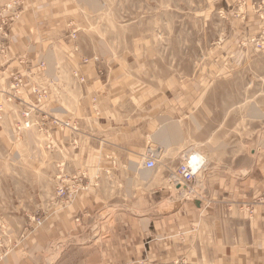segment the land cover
<instances>
[{
	"label": "rangeland",
	"instance_id": "rangeland-1",
	"mask_svg": "<svg viewBox=\"0 0 264 264\" xmlns=\"http://www.w3.org/2000/svg\"><path fill=\"white\" fill-rule=\"evenodd\" d=\"M47 1L50 7L32 13L31 27L38 42L45 38L55 53L53 100L79 119L83 148L72 151L70 163L79 153L82 164L139 166L151 150L157 162L147 176H165L182 213L197 201L205 209L238 213L243 221L264 213V0ZM17 2L20 20L13 28L25 11L26 0ZM44 18L48 24L39 26ZM1 39L0 74L15 61L5 33ZM22 60L20 69L3 74L9 91L0 90V100L12 94L11 74L19 73L23 94L29 76L38 72L25 67L32 59ZM162 117L177 123L179 142H158ZM111 130L113 139L107 138ZM28 131L34 134L16 143L1 137L0 264L13 253L20 264L32 257L40 264H82L92 251L80 250L74 235L40 244V250L33 238L43 232L45 212L57 199V178L77 173L92 180L107 169L58 166V153L37 148L46 135ZM13 145L16 153L5 151ZM191 153L205 162L185 184L177 167Z\"/></svg>",
	"mask_w": 264,
	"mask_h": 264
},
{
	"label": "crops",
	"instance_id": "crops-1",
	"mask_svg": "<svg viewBox=\"0 0 264 264\" xmlns=\"http://www.w3.org/2000/svg\"><path fill=\"white\" fill-rule=\"evenodd\" d=\"M51 4L47 0H26L21 22L13 28L19 19L7 30L8 39L5 44H8L9 54H14L10 57L11 62L14 59L15 61L5 66V71L0 74V90L4 95L8 93L9 86L4 75L12 68L20 69V62H24L22 59L25 56L33 60L32 66H25L31 67V71L39 61H44V76H29L30 86L42 85L48 91L43 99L45 105L40 104L38 113L71 120L75 123L76 130L72 133L68 130H52L49 137L37 148L45 153H58L61 156L58 166L63 167L67 163L71 170L79 171L95 165L94 172L107 169V174L100 171L95 173L98 176L92 180L77 173H64L57 178L56 196L59 188L70 189L73 186V197L65 202L57 196L55 203L50 202L45 212L43 232L34 235L33 246L40 250V244L47 247L53 241L74 235L72 237L78 241L81 239V243H77L80 250L92 251L82 264H264V213H259L253 221H243L238 213L205 209L199 201L197 207H189L182 213L181 207L174 206L165 176L161 173H157L156 178L149 179L148 171L141 164L139 166L142 169L132 162L115 163V166L108 162L82 164L78 163L79 153L75 154L73 163L68 161L72 158L74 149L79 148L81 151L83 148L81 126L73 113L59 105L57 99L53 100L58 91L52 87L57 78L54 70L55 53L45 38H39L38 42L35 32L32 31L36 22L32 13L37 9H46ZM37 24L45 26L48 23L44 18ZM25 30L28 32H24ZM1 38L0 36V44L3 40ZM2 47L0 46V51ZM13 64L15 66L11 67ZM95 88L98 89V86ZM95 88L94 93L98 92ZM94 102L95 99L92 100ZM61 104L65 105L63 101ZM20 117L19 105H14L6 98L0 100V143L2 135L10 138L11 143H16L17 137L23 135V138H30V134H34L23 129L16 131ZM158 120L163 129L157 134L158 142L170 145L179 142L180 130L177 123L168 117ZM113 137L111 130L107 138ZM5 148L7 152L14 151V145ZM85 148L89 153V149ZM111 152L114 153L113 148ZM127 169L131 172H127ZM185 219L187 224H183ZM17 251L18 249L16 254L19 253ZM2 264H20V259L18 255L14 259L13 253ZM28 264H40V260L32 257Z\"/></svg>",
	"mask_w": 264,
	"mask_h": 264
},
{
	"label": "bare ground",
	"instance_id": "bare-ground-1",
	"mask_svg": "<svg viewBox=\"0 0 264 264\" xmlns=\"http://www.w3.org/2000/svg\"><path fill=\"white\" fill-rule=\"evenodd\" d=\"M18 4L19 3L17 2V0H12L9 3H6V4L0 6V14L1 15L4 14V16L6 18H9L10 14H11L12 18H16L17 17L8 27L4 28L3 30H0L1 31L0 32V36L1 37H3V33H5L7 35V30L18 21V15H17V12H16V7L18 6ZM41 63H43V65H44L42 68L40 67ZM35 68L38 69V72L36 73V75H41V76L43 75L44 76V72L46 70V65H45L44 61H39L36 64ZM81 80H82V78H81ZM28 90H29V92H27L26 95H24L22 97L23 101H21V104H19V106L21 108V114H22L23 110L33 112L36 115L39 123L41 124L42 133L45 134L47 138L51 134L52 130L61 131L60 129H52L50 131V127H51L50 123H52L53 121L61 122V123H67L70 127L73 128V131L76 130V125L71 120H63L62 118H60L59 116H56V115L51 116V115H48V114H45V113H43V114H39L38 113V108L40 107L41 103H33V102H31V100L34 99L35 96L37 98H39L38 97L39 94L42 95V97L45 98V96H46L48 91L44 88V86L37 87L36 84H34L33 86H30V88ZM43 92H45V93L43 94ZM34 114L31 117V121L29 123H27L28 126H25L24 128L22 127V124H21L22 121H21V117H20V122L16 125V131L19 132L21 129H23V130H31L32 129V130L38 131L36 118H35ZM164 125H166V124H164ZM169 129H171V127ZM65 130L66 129H64L62 131H65ZM150 154H152L154 157L152 155H150ZM199 154L200 153H191L189 155V157L187 158V160L186 161L184 160L183 163L179 164L177 168L179 169L184 164L185 165L187 164V166H188V164L190 163L189 166L191 167V169L193 171H195V174L198 173V171L202 168V166H203V164L205 162L204 161V157L201 154L200 155ZM152 158H155L153 160H155V162H157L156 161L157 156L154 153V151H151V150H149L148 152L146 151V153L143 155V158H142V167H143V169H144V163L147 160L152 159ZM183 186H185V185H183ZM73 189H74L73 186L70 189L69 188H65V187H61V188H59L57 190V196L60 197L58 194L64 193V198H61V197L60 198L63 199L65 202H68L73 197V191H72ZM179 190L180 189L178 187V191ZM183 193H186V192L184 191Z\"/></svg>",
	"mask_w": 264,
	"mask_h": 264
},
{
	"label": "built area",
	"instance_id": "built-area-1",
	"mask_svg": "<svg viewBox=\"0 0 264 264\" xmlns=\"http://www.w3.org/2000/svg\"><path fill=\"white\" fill-rule=\"evenodd\" d=\"M17 18V17H16ZM16 18H12L11 14H10V17L9 18H6L3 15L0 14V30H3L4 28L8 27ZM2 51V50H1ZM0 51V52H1ZM26 65H31L32 66V63L28 62L26 63ZM26 66V67H27ZM44 65L43 63L40 64V67L42 68ZM19 76V73L18 72H15L13 74H11V77H12V84L10 86V90L12 91V94L9 95V100L10 101H13L15 102L17 105L21 104V101H23L22 97L24 95H26V91L28 90V88H30V78H29V81H28V88L27 90L22 94V90L24 89V85L22 83V80H19L18 78ZM45 92H43L44 94ZM39 98H37L36 96L34 97V99L31 100V102L33 103H41L43 105L44 104V100L42 97V95H38ZM34 113L33 112H30V111H25L23 110L22 111V114H21V124H22V127L24 128L25 126H28L27 123H29L31 121V117ZM35 115V114H34ZM35 118H36V123H37V129L39 132H42V127H41V124L39 123L36 115H35ZM50 131L52 129H60L61 131L66 129L68 130L70 133L73 132V128L70 127L67 123H61V122H56V121H53L52 123H50ZM152 155V154H150ZM153 156V155H152ZM154 157V156H153ZM155 158H152V159H149L147 160L145 163H144V169L145 170H153L155 168V165H156V162L155 160H153ZM190 164V163H189ZM187 166V164L185 165H182L179 169H178V178L185 184L189 183L192 178L194 177L195 175V171H193L191 169V167ZM77 193V192H76ZM61 198H64V193L62 194H58Z\"/></svg>",
	"mask_w": 264,
	"mask_h": 264
},
{
	"label": "water",
	"instance_id": "water-1",
	"mask_svg": "<svg viewBox=\"0 0 264 264\" xmlns=\"http://www.w3.org/2000/svg\"><path fill=\"white\" fill-rule=\"evenodd\" d=\"M196 204V206H198V204L197 203H195Z\"/></svg>",
	"mask_w": 264,
	"mask_h": 264
}]
</instances>
